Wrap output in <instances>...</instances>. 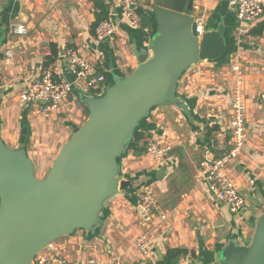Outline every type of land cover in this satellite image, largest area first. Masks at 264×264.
I'll return each instance as SVG.
<instances>
[{
  "label": "crops",
  "instance_id": "0c3cea01",
  "mask_svg": "<svg viewBox=\"0 0 264 264\" xmlns=\"http://www.w3.org/2000/svg\"><path fill=\"white\" fill-rule=\"evenodd\" d=\"M103 1L115 34L97 42L90 28L94 21L90 0H0V138L11 149H24L35 172L46 174L73 128L84 123L87 107L82 99L98 97L74 87L68 102L47 118L33 116L29 108L19 109L18 94L40 77L48 60L64 50L75 51L93 63L97 74L104 76V85L110 86L131 75L139 65L138 56L149 52L153 26L133 29L121 14L119 0ZM152 1L139 10L151 20ZM199 3L205 32L222 27L227 50L217 60L189 67L175 87L176 102L154 108L140 123L137 132L168 147L167 158L155 165L143 154L136 156L129 146L125 149L118 159V178L133 186L105 203L98 227L54 242L69 262L135 264L140 257L135 241L141 235L146 236L154 264H181L183 255L172 262L168 250L185 251L184 255H190L187 264H213L229 243H251L264 212V33L253 36L250 31L264 16L246 28L241 40L236 35L240 25L225 2ZM18 23L27 34L13 38L11 27ZM7 49L13 53L10 65L3 61ZM236 62L243 72L249 135L226 173L246 200L239 214L211 197L204 181L197 180L199 164L217 157L212 134L228 128ZM142 192L153 195L160 214L147 219L141 215L136 202ZM173 193L176 200L165 201Z\"/></svg>",
  "mask_w": 264,
  "mask_h": 264
},
{
  "label": "water",
  "instance_id": "95a60500",
  "mask_svg": "<svg viewBox=\"0 0 264 264\" xmlns=\"http://www.w3.org/2000/svg\"><path fill=\"white\" fill-rule=\"evenodd\" d=\"M151 5L149 52L138 56L131 75L82 99L87 120L73 128L42 179L24 149H11L0 138V264H35L51 243L98 227L105 203L133 186L118 178V159L140 123L154 108L176 102L175 87L189 67L227 50L222 27L197 37L193 0ZM213 264H264V212L251 243H229Z\"/></svg>",
  "mask_w": 264,
  "mask_h": 264
},
{
  "label": "built area",
  "instance_id": "2783aa9c",
  "mask_svg": "<svg viewBox=\"0 0 264 264\" xmlns=\"http://www.w3.org/2000/svg\"><path fill=\"white\" fill-rule=\"evenodd\" d=\"M149 0H119L121 14L127 24L133 29H142L139 10ZM199 1L193 0L190 17L195 25V32L200 38L204 34L205 17ZM227 4L233 11L236 21L240 27L237 29V39L246 34V28L258 22L264 16V0H217ZM147 32L146 29H143ZM11 33L16 36H24L27 29L23 24H15L11 27ZM115 28L110 21L100 22L95 30L94 37L97 42L112 39ZM46 56L50 55L45 51ZM13 60V53L7 49L3 53L5 65H10ZM235 73L234 86L231 94V115L226 131L214 132L212 134L214 150L217 157L212 160H204L199 164L197 180H202L211 197L226 205L234 213H241L246 207V200L243 194L235 187L226 173L227 166L236 159L242 152L248 140L246 128L247 107L244 95L243 72L236 62L232 65ZM70 77L69 80L64 79ZM105 78L97 74L95 65L82 58L75 51L64 50L49 63L43 70L40 77L29 81L17 96L16 105L19 109H31L35 117H49L58 111L68 102L69 95L75 87L81 91L90 90L100 96L105 89ZM143 148L148 160L155 165L161 164L168 155L169 148L160 145L155 139L144 135L139 143ZM137 207L143 217L150 218L160 214L158 204L149 192L139 193L137 196ZM135 247L140 257L135 264H154L145 235L139 236L135 241ZM190 255L180 257L181 264H187ZM35 264H78L69 262L61 256L54 245V242L44 248L34 261ZM87 264H102L94 260L87 261Z\"/></svg>",
  "mask_w": 264,
  "mask_h": 264
},
{
  "label": "trees",
  "instance_id": "16d2710c",
  "mask_svg": "<svg viewBox=\"0 0 264 264\" xmlns=\"http://www.w3.org/2000/svg\"><path fill=\"white\" fill-rule=\"evenodd\" d=\"M90 2L92 3V6H93V16H94V21L91 24L90 28H91V31L94 33L96 26L100 22L107 19L109 7L103 0H90ZM139 16L141 18V21L143 22L142 28L147 25H150V26L152 25L154 27V23L151 19L146 18L145 16L142 15V13H139ZM263 33H264V19L258 22L250 31V34L253 36H261ZM55 54H56V51L54 47H52L51 56H54ZM50 61L51 60L49 59L48 62L51 63L52 61L51 62ZM49 63H46V64L48 65ZM46 64L45 66H47ZM137 130L134 133V137L132 141H130L127 145V147L129 146L130 149L133 150V153L136 156L142 155L144 153L143 148L140 147L139 145L142 135L138 133ZM184 254H185V251L168 250L167 258L169 261L173 262V261H177L179 256L184 255Z\"/></svg>",
  "mask_w": 264,
  "mask_h": 264
},
{
  "label": "rangeland",
  "instance_id": "374dc122",
  "mask_svg": "<svg viewBox=\"0 0 264 264\" xmlns=\"http://www.w3.org/2000/svg\"><path fill=\"white\" fill-rule=\"evenodd\" d=\"M199 4H200V6H201V8H202L203 5H201V3H199ZM12 36H13V38H15L13 33H12ZM19 37H23V36H19ZM244 38H245V35L241 37V40L244 39ZM16 101H17V99H16ZM85 114H86V117H85V118H86L85 121H86V120H87V117H88V110L86 111ZM85 121H84V122H85ZM35 175H36L37 178L42 179L46 174H45V173H39V171L37 170V171L35 172ZM177 193H179V190H178ZM177 193H173L172 195L169 196V198L165 199V201H169V200H170V201H175L176 199H174V197L177 195ZM155 200H156V199H155Z\"/></svg>",
  "mask_w": 264,
  "mask_h": 264
}]
</instances>
